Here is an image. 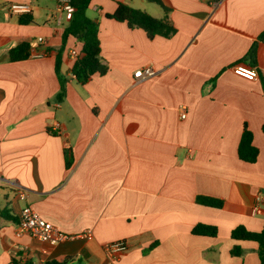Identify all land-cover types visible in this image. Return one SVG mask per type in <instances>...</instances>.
Returning a JSON list of instances; mask_svg holds the SVG:
<instances>
[{
	"label": "crops",
	"instance_id": "0c3cea01",
	"mask_svg": "<svg viewBox=\"0 0 264 264\" xmlns=\"http://www.w3.org/2000/svg\"><path fill=\"white\" fill-rule=\"evenodd\" d=\"M57 1L0 0V264H103V246L118 240L128 250L114 264H259L257 243L230 234L264 225V41L241 61L264 33V0H162L175 33L152 39L105 14L123 3L160 19L158 5L91 0L86 15L98 23L108 70L85 84L71 77V50L82 54L81 43L68 36L60 50L71 12L57 21ZM12 3L29 4L33 22L19 24ZM17 37L30 39V55L10 62ZM251 61L258 79L233 73ZM146 67L155 75L133 76ZM244 123L258 149L253 163L237 157ZM24 206L69 238L49 245L17 235ZM197 224L215 226L216 236L193 235ZM233 246L243 254L232 256Z\"/></svg>",
	"mask_w": 264,
	"mask_h": 264
},
{
	"label": "trees",
	"instance_id": "16d2710c",
	"mask_svg": "<svg viewBox=\"0 0 264 264\" xmlns=\"http://www.w3.org/2000/svg\"><path fill=\"white\" fill-rule=\"evenodd\" d=\"M91 0H70L71 4V17L68 25L64 28L61 36V48L64 46L68 36L74 37L81 43V56L77 58L72 66L71 74L74 79L80 83H87L93 75H104L108 67L103 64L100 58V46L98 39V23L86 15L89 3ZM150 3L158 5L163 11V18L157 19L149 14L132 8L126 4L118 3L116 9L111 14H105L108 19H113L117 22L125 23L130 29L138 28L144 31L148 39L155 36H162L170 38L175 33V28L172 26L168 19L170 9L162 2V0H146ZM17 22L22 25H27L33 22L31 12L19 14ZM264 41V33L257 37V40L252 44L246 55L241 59L245 61L247 58L253 60L256 51L257 42ZM30 39L28 37H17L14 39L13 45L8 50V59L10 62L21 61L27 59L30 55ZM60 51L55 59V73L59 81V90L54 97L55 101L60 102L65 96L66 79L61 76ZM254 61L249 62L247 65L253 66ZM216 77L212 79L214 81ZM264 132V125L261 127ZM258 156V149L252 145V133L244 123L237 146V157L239 160L253 163ZM73 158L70 146L65 148V165L69 167ZM196 202L205 206L217 207L222 206V201L197 196ZM3 213V212H2ZM191 233L193 235H203L214 237L217 234L215 226L206 224L195 225ZM231 238L234 240L254 241L257 243V255L259 264H264V225L259 231H250L243 225H237L231 230ZM154 245L150 246L152 248ZM243 249L239 246H233L230 250L232 256H241ZM71 257H65L61 260H48L40 264H70ZM24 264H30L25 262ZM80 264V263H79Z\"/></svg>",
	"mask_w": 264,
	"mask_h": 264
},
{
	"label": "built area",
	"instance_id": "2783aa9c",
	"mask_svg": "<svg viewBox=\"0 0 264 264\" xmlns=\"http://www.w3.org/2000/svg\"><path fill=\"white\" fill-rule=\"evenodd\" d=\"M221 0H213V5H216L217 2ZM70 0H58L55 6L54 17L58 21L60 15L63 11H71ZM9 10L13 14H24L31 11L30 5L27 3H12L9 5ZM39 43L42 44V40H39ZM46 54L45 50L37 51L32 54L33 57H42ZM71 56L75 59L81 56L75 50H71ZM232 71L235 75L249 81H253L259 78V71L247 64L238 63L232 66ZM155 75V71L146 67L144 69L136 70L133 73V76L138 79H145ZM71 77L74 78V75L71 74ZM181 118H185V108L181 107ZM17 197L20 200H24L25 194L23 191L17 192ZM257 202L262 201L260 196L256 198ZM17 235H29L31 238L48 243L49 245H56L62 241H65L69 238L64 232L60 231L58 228L53 226L51 223L45 221L41 218L33 209L29 206H24L20 209L17 221ZM128 250V245L123 240H118L105 244L103 246V253L106 257V261L103 264H114V262L119 258L121 254H124Z\"/></svg>",
	"mask_w": 264,
	"mask_h": 264
},
{
	"label": "rangeland",
	"instance_id": "374dc122",
	"mask_svg": "<svg viewBox=\"0 0 264 264\" xmlns=\"http://www.w3.org/2000/svg\"><path fill=\"white\" fill-rule=\"evenodd\" d=\"M154 8H157V7H155V5H152ZM157 10V9H156Z\"/></svg>",
	"mask_w": 264,
	"mask_h": 264
}]
</instances>
